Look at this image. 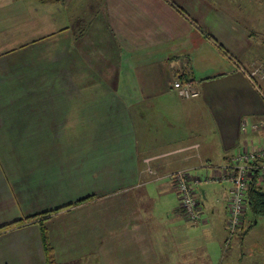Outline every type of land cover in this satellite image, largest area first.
Returning a JSON list of instances; mask_svg holds the SVG:
<instances>
[{"label":"crops","instance_id":"obj_1","mask_svg":"<svg viewBox=\"0 0 264 264\" xmlns=\"http://www.w3.org/2000/svg\"><path fill=\"white\" fill-rule=\"evenodd\" d=\"M226 19L203 29L173 0H0V226L51 211L57 264L252 263L228 187L223 214L208 203L195 222L172 176L264 145V40ZM0 264H46L39 220L0 231Z\"/></svg>","mask_w":264,"mask_h":264},{"label":"rangeland","instance_id":"obj_2","mask_svg":"<svg viewBox=\"0 0 264 264\" xmlns=\"http://www.w3.org/2000/svg\"><path fill=\"white\" fill-rule=\"evenodd\" d=\"M176 4L180 5L182 8L187 10V13L190 14L194 19H198L201 28L212 30L215 32H225L223 27H227L223 19L227 18L228 22L231 24L234 22V26L236 27V31L241 32L243 28H249L254 31L261 40H264V0H173ZM212 8L210 9V7ZM207 14L206 19H199L196 14ZM209 16V17H208ZM203 23V25L201 24ZM234 32V31H233ZM259 49V48H258ZM259 66L261 64H258ZM262 74H264V64L261 67ZM264 98V96H263ZM246 123H244V126ZM264 127V122L253 123L251 125L252 130L261 129ZM246 129V128H245ZM210 138V137H209ZM257 139V138H256ZM249 141V146L257 145L256 147L262 146L261 143H258L259 140H255L254 138L247 137ZM210 145V151L213 152V155L217 158L221 157L220 147L217 144ZM245 147L242 150H246L249 148ZM223 166V165H221ZM222 167H211L210 169H204L202 174L196 173L195 177L192 176L191 173H188L189 179H193L194 181L198 179L197 182L192 184L194 195L197 196L198 203L200 209L202 211L201 221H208V215L206 212V207L208 203L211 207H215L219 209V213L223 214V205L224 201L221 200L219 189L223 187H228V194L230 192V188L233 186L232 182L223 181L219 182L217 176L221 173ZM199 176L198 178H196ZM209 180V181H207ZM222 181V180H221ZM205 189L207 191V199L200 196L198 193L199 190ZM229 197V196H228ZM228 205V201L226 202V206ZM246 216L248 221L245 224V232L243 236V242L241 244L242 250L247 252L248 260L252 263L250 264H264V214L253 217L252 212L246 207ZM217 222L213 223L210 227L211 230H217V226L223 223V217L217 216ZM245 217V216H244ZM226 220V219H225ZM208 223V222H207ZM190 225V224H189ZM191 226V225H190ZM194 225H192L193 227ZM199 225L194 226V230L191 231V237L196 238L198 235H203V230L198 228ZM201 227V226H199ZM206 227V226H204ZM220 232H222L220 230ZM238 238L235 237L233 239L234 243L237 242ZM196 241V240H194ZM192 244L191 242H189ZM186 243L185 248L190 249L193 248ZM240 247V248H241Z\"/></svg>","mask_w":264,"mask_h":264},{"label":"built area","instance_id":"obj_3","mask_svg":"<svg viewBox=\"0 0 264 264\" xmlns=\"http://www.w3.org/2000/svg\"><path fill=\"white\" fill-rule=\"evenodd\" d=\"M174 85L179 94L184 97L199 94V91L189 82L177 80ZM225 166L216 179L227 180L233 184L228 194L227 205L229 214L227 227L231 236L244 223L250 183L254 182L264 190V145L240 151L233 161ZM172 176L176 180L183 213L192 221H201L202 211L194 195L188 172L179 170ZM195 181L197 182L198 179Z\"/></svg>","mask_w":264,"mask_h":264},{"label":"trees","instance_id":"obj_4","mask_svg":"<svg viewBox=\"0 0 264 264\" xmlns=\"http://www.w3.org/2000/svg\"><path fill=\"white\" fill-rule=\"evenodd\" d=\"M43 1H52V0H43ZM184 76L185 75H183V77ZM248 207H249V210L252 212L253 217L254 216L258 217V216L264 214V190L262 187H259L254 182L250 183V186L248 189L247 209H248ZM48 212H51V211L39 213V214H36L33 216L26 217L24 219H20L18 221H14L12 223L2 225V226H0V231L11 228L12 226L23 223L27 220H39L40 224H41V237H42V242H43L44 251H45V255H46V264H57L55 261V258H54V249H53V246L51 245V242H50L49 231H48L47 225L45 223L46 219L49 216ZM244 216L247 217L246 211L244 213ZM245 217H244V223L241 226H239V228L231 236H234L237 233H240V231L241 232L243 231V234H244L245 227H246L245 226V224H246Z\"/></svg>","mask_w":264,"mask_h":264}]
</instances>
